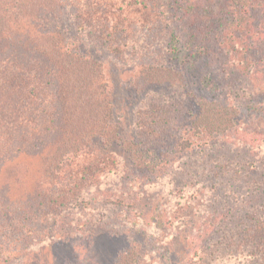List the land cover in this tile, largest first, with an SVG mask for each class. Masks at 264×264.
<instances>
[{"label":"trees","instance_id":"16d2710c","mask_svg":"<svg viewBox=\"0 0 264 264\" xmlns=\"http://www.w3.org/2000/svg\"><path fill=\"white\" fill-rule=\"evenodd\" d=\"M65 11L115 59L131 55L144 88L185 89L188 71L175 60L180 39L191 42L190 61L199 71L207 61L210 85L218 72L229 76L226 96H202L192 105L176 98L178 110L150 98L137 110L135 138L123 139L103 63L69 45L57 23ZM250 67L263 89L264 0H0V264L27 259L48 207L64 213L117 169L115 145L136 166L156 169L175 160L173 143L185 153L204 139L209 150L237 132L245 138L236 140L234 157L208 151L207 168L194 173L210 182L212 205L225 195L205 234L229 254L264 263V150L239 124L264 115V102L254 92L237 101L241 83L233 78ZM20 179L30 184L18 187ZM140 255L132 244L115 263L142 264Z\"/></svg>","mask_w":264,"mask_h":264},{"label":"rangeland","instance_id":"374dc122","mask_svg":"<svg viewBox=\"0 0 264 264\" xmlns=\"http://www.w3.org/2000/svg\"><path fill=\"white\" fill-rule=\"evenodd\" d=\"M57 23L65 31L72 48L103 63L111 87L115 123L123 139L135 138L137 110L150 98L178 110L181 106L176 98H184L186 104L191 101L192 105L202 96H226L229 76L225 78V72H218L223 90L216 87L218 81L210 85L207 61L200 71L195 67L199 62L190 61L191 42L180 39L182 47L175 60L188 71L189 85L185 89L169 84L144 88L131 55L128 59H115L107 49L83 34L66 11ZM253 70L250 67L242 76L233 77L241 83L237 101H249L248 96L254 92L256 100L264 102V88L257 89L261 82L252 75ZM239 124L242 130L246 128L255 133L250 135L264 150V115H247ZM188 137L187 134L183 136ZM244 138L241 132L235 133L229 141L219 137L218 143L209 146V150L207 146L202 147L204 139H195L185 153L176 150L178 142L173 143L169 151H173L175 160L172 163L171 159L167 167L161 164L156 169L136 166L121 143L115 145L117 169L98 179L92 189L90 187L81 195L80 199L84 200L68 203L64 213L62 209L53 213L48 207L49 217L40 223L32 250L25 261L21 260L22 264H116V256L132 244H139L142 264H245V261L264 264L221 250L217 237L213 242L205 234L210 230L212 212L226 206L225 195L218 194L220 201L212 205L214 196L209 190L210 182H200L194 176L207 168L210 153L214 157L221 154L234 157L238 151L236 140L241 142ZM20 180L18 187L30 184L26 179ZM56 191L58 188L53 192Z\"/></svg>","mask_w":264,"mask_h":264}]
</instances>
